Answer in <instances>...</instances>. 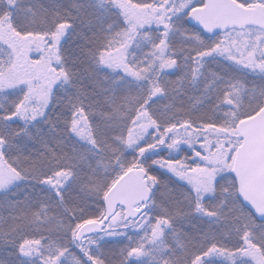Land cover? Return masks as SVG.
<instances>
[{
	"label": "snow or ice",
	"instance_id": "1",
	"mask_svg": "<svg viewBox=\"0 0 264 264\" xmlns=\"http://www.w3.org/2000/svg\"><path fill=\"white\" fill-rule=\"evenodd\" d=\"M0 264H264V0H0Z\"/></svg>",
	"mask_w": 264,
	"mask_h": 264
}]
</instances>
